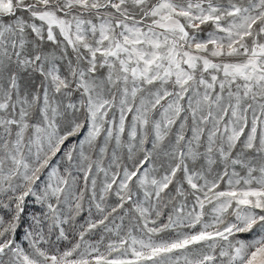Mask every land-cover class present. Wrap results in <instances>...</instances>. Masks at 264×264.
<instances>
[{"label":"snow or ice","instance_id":"6c2138e0","mask_svg":"<svg viewBox=\"0 0 264 264\" xmlns=\"http://www.w3.org/2000/svg\"><path fill=\"white\" fill-rule=\"evenodd\" d=\"M0 264H264V0H0Z\"/></svg>","mask_w":264,"mask_h":264}]
</instances>
